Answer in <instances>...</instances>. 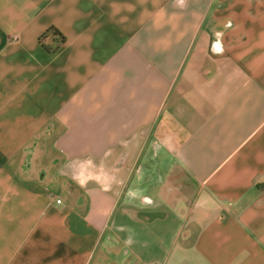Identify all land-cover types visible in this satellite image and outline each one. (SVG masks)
Segmentation results:
<instances>
[{
	"label": "crops",
	"instance_id": "0c3cea01",
	"mask_svg": "<svg viewBox=\"0 0 264 264\" xmlns=\"http://www.w3.org/2000/svg\"><path fill=\"white\" fill-rule=\"evenodd\" d=\"M0 264H264V0H0Z\"/></svg>",
	"mask_w": 264,
	"mask_h": 264
},
{
	"label": "trees",
	"instance_id": "16d2710c",
	"mask_svg": "<svg viewBox=\"0 0 264 264\" xmlns=\"http://www.w3.org/2000/svg\"><path fill=\"white\" fill-rule=\"evenodd\" d=\"M51 33L53 36H57L61 41L64 39L63 35L54 27L47 29L46 33Z\"/></svg>",
	"mask_w": 264,
	"mask_h": 264
},
{
	"label": "built area",
	"instance_id": "2783aa9c",
	"mask_svg": "<svg viewBox=\"0 0 264 264\" xmlns=\"http://www.w3.org/2000/svg\"><path fill=\"white\" fill-rule=\"evenodd\" d=\"M55 202L59 204V203H61V199L60 198H56Z\"/></svg>",
	"mask_w": 264,
	"mask_h": 264
}]
</instances>
